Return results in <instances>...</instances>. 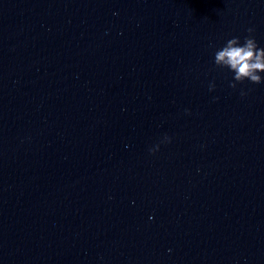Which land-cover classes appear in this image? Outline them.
I'll return each mask as SVG.
<instances>
[{"label":"water","instance_id":"95a60500","mask_svg":"<svg viewBox=\"0 0 264 264\" xmlns=\"http://www.w3.org/2000/svg\"><path fill=\"white\" fill-rule=\"evenodd\" d=\"M248 28L264 0H0V264H264V72L214 64Z\"/></svg>","mask_w":264,"mask_h":264},{"label":"clouds","instance_id":"9594fccd","mask_svg":"<svg viewBox=\"0 0 264 264\" xmlns=\"http://www.w3.org/2000/svg\"><path fill=\"white\" fill-rule=\"evenodd\" d=\"M253 31V28L247 29L249 35L244 38L243 44H240L239 37H232L214 54V64L232 71L235 82L247 79L251 83L259 84L262 81L259 73L264 72V48L257 46L255 38L251 35ZM229 86L235 88L236 83L230 81ZM212 87L210 85V90ZM241 95H244L243 91Z\"/></svg>","mask_w":264,"mask_h":264}]
</instances>
